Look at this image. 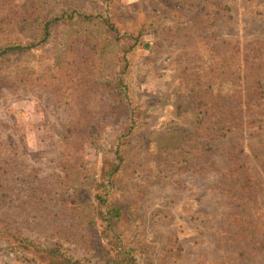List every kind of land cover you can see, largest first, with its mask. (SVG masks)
<instances>
[{"label": "rangeland", "instance_id": "374dc122", "mask_svg": "<svg viewBox=\"0 0 264 264\" xmlns=\"http://www.w3.org/2000/svg\"><path fill=\"white\" fill-rule=\"evenodd\" d=\"M70 11L117 32L40 42ZM32 43L0 57V229L102 264L117 209L136 264H264V0H0V47Z\"/></svg>", "mask_w": 264, "mask_h": 264}, {"label": "trees", "instance_id": "16d2710c", "mask_svg": "<svg viewBox=\"0 0 264 264\" xmlns=\"http://www.w3.org/2000/svg\"><path fill=\"white\" fill-rule=\"evenodd\" d=\"M73 19H81V20H88V21H95L98 22L99 25L105 26L109 32H117L116 29L112 27L110 24V18L107 14H101V13H93V14H86L83 12H77V11H70L67 13L62 14L59 17H55L49 21H47L44 24L43 27V39L40 42L47 41L48 38L51 35V31L53 26L61 21V20H67L71 21ZM123 37H126L128 40L132 41L131 48L136 47V39H133L131 36L123 35ZM118 38V37H117ZM36 45V43H32L29 45H20V44H13L8 45L5 47H0V57H8L12 56L16 53H20L26 50H29L33 48ZM130 64L127 63L123 66L122 72L118 73L117 79L114 81V84L116 88L118 87L119 90L123 91V93H126V88L122 85L123 84V76L125 77L126 71L130 70ZM120 162H122V158L118 155L113 157V159L110 160V164H108V171L103 174V177L109 178L113 176L115 173H117L120 169ZM106 175V176H105ZM120 211L117 209H111L106 210V212H101L98 215V219L102 224H105L104 226H107L105 229V232L107 234L108 241L111 245V248H113V255L112 257L102 264H136L135 259L133 257V249L129 246H124L122 240L120 239L119 235L116 233L115 230V223H117L120 219ZM11 229H0V237L5 238V242L8 243L6 248V255L10 258H14V256L18 257V255L21 256V258H31L27 260V263L29 264H80L78 261H74L72 258L66 256L61 250L58 245L55 246H47L43 247L40 245L35 244L31 240H26L22 237H17ZM11 240H16L23 243V249H19L16 246H13L10 244ZM34 243V244H33ZM29 257H28V255ZM27 256V257H26ZM26 262V261H25ZM98 264H101L99 262Z\"/></svg>", "mask_w": 264, "mask_h": 264}]
</instances>
